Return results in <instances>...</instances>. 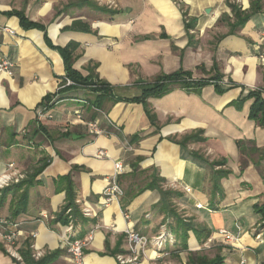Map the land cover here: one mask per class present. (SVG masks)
Returning a JSON list of instances; mask_svg holds the SVG:
<instances>
[{"label": "crops", "instance_id": "0c3cea01", "mask_svg": "<svg viewBox=\"0 0 264 264\" xmlns=\"http://www.w3.org/2000/svg\"><path fill=\"white\" fill-rule=\"evenodd\" d=\"M103 1L118 14L87 18L61 13L60 0H0V50L15 65L13 76L0 75V177L9 164L23 177L0 189V218L19 225L15 250L34 262L72 264L67 226L59 222L71 200L80 214H93L75 224L76 239L92 235L85 264L89 257L91 264L129 259L130 226L148 238L163 227L173 236L176 244H165L160 259L149 245L135 263L162 264L182 248L176 217L192 231L210 232L203 243L217 248L223 264H264V220L255 212L264 204V127L249 117L250 93L264 97V0ZM17 12L40 26L25 29ZM238 14L250 18L241 25ZM76 19L92 32L65 31ZM71 42L80 45L73 69L109 86L100 109L93 106L97 93L86 88L57 96L66 75L59 49ZM181 71L217 79L219 88L144 97L145 83ZM48 96L57 97L45 102ZM43 109L53 119L38 122ZM92 122L105 134H91ZM193 135L199 140L184 142ZM117 161L126 169L124 196L102 208ZM220 170L230 174L215 192ZM165 192L179 196L165 199ZM192 231L188 248L195 250L200 241ZM8 248L0 235V264H15Z\"/></svg>", "mask_w": 264, "mask_h": 264}, {"label": "trees", "instance_id": "16d2710c", "mask_svg": "<svg viewBox=\"0 0 264 264\" xmlns=\"http://www.w3.org/2000/svg\"><path fill=\"white\" fill-rule=\"evenodd\" d=\"M91 1L92 0H83L82 2L79 3H71L61 13L69 12L72 10H81L85 7H88L97 13H101L109 17H113L116 14H118L117 11H114L112 9L91 4ZM16 15L20 19L21 26L24 27L25 29L35 28L40 26L38 24H34L31 21H29L25 17V15L20 12H17ZM237 16L239 21H241V25H243L250 18L249 16L243 14H238ZM80 17H82V15ZM64 30L82 32L87 34H90L92 32L91 25L82 19H76L70 27H66ZM79 47L80 45L78 43L71 42L66 47L59 49L65 62L66 75L61 79L60 90L57 96H60V98L62 97L63 99V95H65L66 93L79 88H84V86L86 87L88 86L92 88L91 89L92 91L97 93V97L94 100L93 106L100 109L103 100L106 98V96L109 95V86L99 82L95 78L94 73H92L91 76L83 77L80 73H78L76 70L73 69V65L77 60L74 57V55L79 49ZM67 79L71 80L74 83V85L70 87H64ZM218 82L219 81L217 79L195 80L191 77V74L181 71L171 75H162L153 82L145 83L144 97H148L152 95L163 96L177 87L191 91L198 90L206 85H215L217 88H219ZM57 96H48L45 99V102H49L53 98L55 99ZM250 96L253 97L255 101L251 107L249 117L250 119L256 121L259 126L264 127V97L262 96L261 91L258 90L251 92ZM240 105L241 103H237V106ZM197 140H199L198 137L196 135H193V136H188L184 142L188 143ZM191 156L201 159V157L195 153H192ZM221 164L223 165V163ZM215 165L216 163H214V166ZM229 174L230 173L228 171H224V170H220L216 173L217 181L215 185V192H218L220 190V179L228 176ZM151 188H154V186H152ZM163 195L165 196V199L171 198L173 196H177V197L179 196V194L171 193V192H165ZM69 210H71V212L70 214H67ZM255 212L256 214L262 215V218L264 220V204L256 205ZM176 218H177V229L175 230V232L177 233V236L181 240V247L187 249L188 241H189V230H191L190 225L185 224V222L181 218L178 217ZM70 219L73 220L74 225L80 222L84 223L83 215L80 214L77 206L71 200L68 202L67 206L60 214L59 222H61L64 226H68L70 223ZM210 236H211L210 232L197 234V238L198 240H200V242H207ZM21 258H22L21 264H49L52 261L50 257H46L45 259L39 262H34L30 259V257L26 253H21ZM188 264H223V260L220 256H218L212 261H207L206 259H201L196 255H192L189 258Z\"/></svg>", "mask_w": 264, "mask_h": 264}, {"label": "built area", "instance_id": "2783aa9c", "mask_svg": "<svg viewBox=\"0 0 264 264\" xmlns=\"http://www.w3.org/2000/svg\"><path fill=\"white\" fill-rule=\"evenodd\" d=\"M238 1V0H237ZM262 40H264V31L262 33ZM261 61L264 63V54L260 55ZM15 65L6 58L2 51L0 50V75L1 74H7L9 76H13L14 74ZM74 83L67 79L66 84L64 87H70L73 86ZM77 119H81V112L78 111ZM53 119V116L48 114L46 109H43L37 114V121L42 122L44 120H51ZM89 131L91 134H94L96 136H101L105 134V130H103L100 127V124L98 122H92L88 124ZM101 156H105V153L101 152L99 153ZM11 170H15L14 164H9L7 168V173L3 174L0 177V189H4L8 187L11 183H19L20 180L23 178L21 175L13 172L10 173ZM126 173L125 165L122 161H117L114 165V172L112 176L109 178V182L107 187L104 189V191L101 194L100 197V207L102 208H108L111 204L115 202H119L122 197L124 196V190L120 185V177L123 176ZM187 192H190V189H186ZM197 208L202 209L204 208L203 205L198 204ZM71 210L67 212V214H70ZM82 215L86 218L92 217V211L90 209H84L82 211ZM125 218L127 220L130 219L128 215L125 214ZM19 227L18 224H15L10 219L0 218V235L5 240L7 245L14 249L17 243V238L19 236V232L15 231ZM75 231V225L72 219H70V223L67 226V232L69 233V236L65 239L66 244V252L70 257L72 264H85V248L87 247L88 242L92 239V235L89 236L86 240H80L76 239L74 236ZM33 237H36L37 234H32ZM126 241L129 246V252H130V258L125 259L124 257H118L119 264H135L137 263L142 255L145 256V251L147 247L150 245V242L148 241L147 237L142 236L139 232L136 231L134 226L128 227V229L125 232ZM225 236L228 241L231 242H237L238 239L225 233ZM164 235L162 237H158L155 242L152 243L153 247L156 251V259L161 258V253L165 249V243L167 242H174V238L172 235L167 233L166 238L164 239ZM12 252V251H11ZM163 253V252H162ZM15 254V253H14ZM18 256L17 254H15ZM240 264H246L245 260H242Z\"/></svg>", "mask_w": 264, "mask_h": 264}, {"label": "rangeland", "instance_id": "374dc122", "mask_svg": "<svg viewBox=\"0 0 264 264\" xmlns=\"http://www.w3.org/2000/svg\"><path fill=\"white\" fill-rule=\"evenodd\" d=\"M82 1L83 0H60V2H59V10H64L71 3H79V2H82ZM91 4L98 5V6L104 7V8H108V6H106L104 4L103 0H92ZM74 11H76V12L80 11L79 13L82 16H85L87 18H95V17H104L105 16L104 14L97 13L94 10H92L91 8H88V7H85L83 9H81V10H74ZM84 88H86L88 90L92 89V88H90L88 86L87 87L84 86ZM70 105H73V104H70ZM77 106H79V105L77 104ZM70 107H72V106H70ZM182 217H183V219L185 218L184 215H182ZM184 222H185V224H188L187 221H184ZM194 224L198 228H202V224L199 221L196 220L194 222ZM163 228L160 230L161 233L159 235H157L156 237H150V238L147 237V239L150 242L151 246H153L152 243H154L155 242L154 240H156L158 237H162L164 235L165 236L164 239L166 238V235H167L168 232L167 231L165 232V230ZM189 231H192V230H189ZM192 232H194L195 236L198 234V232H196V231H192ZM3 241H4L5 244H7L5 242V240H3ZM175 241L173 242L174 244H176ZM165 244H167V242ZM199 245H200L199 246L200 248L195 249V250H190V248H188V247H187V249L182 247L181 249L177 250L174 253H169L168 255L170 257L169 256L166 257L167 259L163 260L162 264H188L189 263V258L192 255H196V256L200 257L201 259H206L207 261H212V260H214L215 258H217L219 256V251L217 250V248L212 247V244L208 245L207 243L199 242ZM14 253L17 254L18 256H16ZM159 254H162V252L159 253ZM6 255L8 257H10L11 259H13L15 264H21L22 263L21 255L15 250V247H14V249H11L9 247L8 250L6 251ZM142 257H144V255H142ZM86 260H87V264H91V261H92L91 257H89Z\"/></svg>", "mask_w": 264, "mask_h": 264}]
</instances>
